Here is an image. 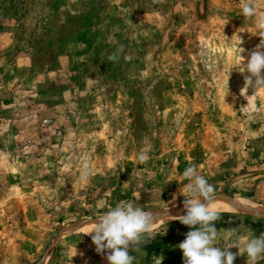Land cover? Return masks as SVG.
Segmentation results:
<instances>
[{
  "label": "rangeland",
  "instance_id": "1",
  "mask_svg": "<svg viewBox=\"0 0 264 264\" xmlns=\"http://www.w3.org/2000/svg\"><path fill=\"white\" fill-rule=\"evenodd\" d=\"M243 3L0 0V264H108L79 227L124 201L181 208L192 164L216 203L264 210V89L242 92L224 38L239 33L245 63L264 40ZM174 220L144 236L134 264H182L190 229ZM241 225L264 234V216L223 211L216 244L243 247L223 231Z\"/></svg>",
  "mask_w": 264,
  "mask_h": 264
},
{
  "label": "clouds",
  "instance_id": "2",
  "mask_svg": "<svg viewBox=\"0 0 264 264\" xmlns=\"http://www.w3.org/2000/svg\"><path fill=\"white\" fill-rule=\"evenodd\" d=\"M258 8L257 0H244L241 13L244 17L254 18L257 30L264 36V13L259 12ZM224 38L229 42V47H233L231 42L235 41L234 52L240 61L235 68L241 74L247 73L244 76L242 92L246 93L251 88L254 96L264 89V40L248 53L245 63L242 56L245 50L240 47L243 40L239 33L234 34L230 40L226 36ZM123 50L124 46L120 45L108 59L118 60V54ZM137 158L144 162L148 156L142 150ZM89 177L90 170L85 167L80 173L79 180L84 183ZM182 179L188 181L182 189V195L185 197L182 209L184 214L173 217L190 229L185 234V239L177 245L183 254L182 264H234L237 255L242 254L247 256V264H256L264 254V234L259 237L243 236L242 225L224 229L227 238L235 237L236 241L243 242V247H237L236 244L218 246L216 241L220 238L221 232L215 227V222L221 220V212L215 205L214 187L200 174L195 164L185 168ZM163 210L164 213L168 212V209ZM160 213L161 211H146L131 201L119 202L92 220L87 234L91 235L96 253L102 255L108 264H134L136 256L130 252H140L144 236L146 234L150 236L156 224L170 217L168 214L161 216ZM233 248L238 249V252L230 251Z\"/></svg>",
  "mask_w": 264,
  "mask_h": 264
},
{
  "label": "bare ground",
  "instance_id": "3",
  "mask_svg": "<svg viewBox=\"0 0 264 264\" xmlns=\"http://www.w3.org/2000/svg\"><path fill=\"white\" fill-rule=\"evenodd\" d=\"M225 204L226 205H223L220 202H217V203L215 202V205L219 208L220 212H223V211H235V212L236 211H240V212H250V213H253V214L257 215V216H264V215H261L262 213H264L263 209H260V208H249V206H247L245 202L236 201V203H228V204L225 203ZM182 209H183V206L181 208H179V209H176L173 212H170L168 214L170 217H167L165 220H162L161 222L156 224L155 227H157L159 224H161L163 222H167V221H170L172 219H175L173 217H178V216L184 214L182 212ZM90 227H91V223L88 224V226H81L79 228H80V230L82 232L87 234V231L90 229Z\"/></svg>",
  "mask_w": 264,
  "mask_h": 264
},
{
  "label": "trees",
  "instance_id": "4",
  "mask_svg": "<svg viewBox=\"0 0 264 264\" xmlns=\"http://www.w3.org/2000/svg\"><path fill=\"white\" fill-rule=\"evenodd\" d=\"M246 199H250V196L249 195H245L244 196ZM241 216V215H240ZM244 216V215H243ZM246 219H249V220H252L253 218L251 217H248V216H244ZM258 220V219H257ZM179 221L178 220H174V223H178Z\"/></svg>",
  "mask_w": 264,
  "mask_h": 264
}]
</instances>
